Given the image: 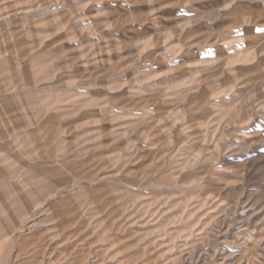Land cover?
Returning <instances> with one entry per match:
<instances>
[{
  "label": "rangeland",
  "instance_id": "374dc122",
  "mask_svg": "<svg viewBox=\"0 0 264 264\" xmlns=\"http://www.w3.org/2000/svg\"><path fill=\"white\" fill-rule=\"evenodd\" d=\"M256 29L264 0H0V264H264Z\"/></svg>",
  "mask_w": 264,
  "mask_h": 264
},
{
  "label": "snow or ice",
  "instance_id": "6c2138e0",
  "mask_svg": "<svg viewBox=\"0 0 264 264\" xmlns=\"http://www.w3.org/2000/svg\"><path fill=\"white\" fill-rule=\"evenodd\" d=\"M256 31L261 32V31H264V29H256ZM237 34L239 35L240 33H237Z\"/></svg>",
  "mask_w": 264,
  "mask_h": 264
}]
</instances>
